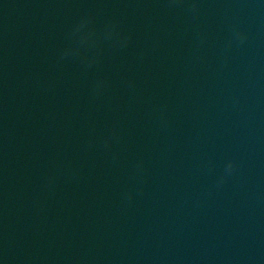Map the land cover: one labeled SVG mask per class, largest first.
I'll return each instance as SVG.
<instances>
[{"label":"water","instance_id":"95a60500","mask_svg":"<svg viewBox=\"0 0 264 264\" xmlns=\"http://www.w3.org/2000/svg\"><path fill=\"white\" fill-rule=\"evenodd\" d=\"M0 264H264V0H0Z\"/></svg>","mask_w":264,"mask_h":264}]
</instances>
